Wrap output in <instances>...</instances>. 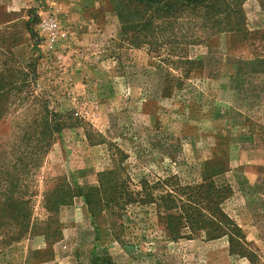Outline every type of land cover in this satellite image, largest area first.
Wrapping results in <instances>:
<instances>
[{
	"label": "rangeland",
	"instance_id": "374dc122",
	"mask_svg": "<svg viewBox=\"0 0 264 264\" xmlns=\"http://www.w3.org/2000/svg\"><path fill=\"white\" fill-rule=\"evenodd\" d=\"M71 1L0 0V264H264V0Z\"/></svg>",
	"mask_w": 264,
	"mask_h": 264
},
{
	"label": "trees",
	"instance_id": "16d2710c",
	"mask_svg": "<svg viewBox=\"0 0 264 264\" xmlns=\"http://www.w3.org/2000/svg\"><path fill=\"white\" fill-rule=\"evenodd\" d=\"M111 2V0H109ZM170 1H174L172 3H170ZM177 0H165L160 2V0H148V6L155 11H158L161 13V17H163V20H167L171 15V12H174V4L176 3ZM187 3H192V4H196L197 1L195 0H186ZM160 2V3H158ZM138 3H144V0H138ZM182 5H185V2L182 3ZM209 5V4H207ZM186 6V5H185ZM136 15H138V13H136ZM135 15V16H136ZM174 15V14H173ZM145 18H149L148 16H145ZM152 19V17L150 18ZM2 92H4V90L1 87V83H0V97L2 96ZM42 123H43V130L41 131V133H43L44 138L42 139L45 143L43 145H41V141H39V137L36 135V140H38V145H35V147L40 146V148H38V150H43L46 149L45 151H47V149L51 146V141L52 138L54 137L55 133L61 131V129L63 127H68V126H72L70 123H68L67 121H64L63 119H60L58 117L57 113H54L53 111H51L50 109H46V113L43 115V117L41 118ZM35 131V130H34ZM37 154V151L33 152V156H35ZM34 161H36L37 159H33ZM110 175V171H105L102 172L99 176V180L98 186H90L88 187L85 191H82L88 209L90 211V213L92 214L93 217H97L98 215H103V211L104 209H101L99 207H97L96 201L97 202H103L105 204L106 207L109 206V203L111 202V200L109 199V195H110V185L109 183H107V177H109ZM11 185H13V182H8ZM76 191L73 190V194ZM62 197H64V192L61 193ZM69 196H71V192L67 191V199L69 198ZM105 207V208H106ZM192 213H189L188 211V215L191 216ZM227 219V217H226ZM220 220V219H219ZM188 222V221H187ZM213 223L215 221H212ZM223 222V223H222ZM192 226V225H191ZM227 226H228V222H227ZM179 227V226H178ZM203 227H205V225H203ZM226 227V223L222 220L217 221V226L216 229L219 230V233L221 234H227L228 235V231L227 229H225ZM230 241V245H231V249L230 251L232 252V238L229 239Z\"/></svg>",
	"mask_w": 264,
	"mask_h": 264
},
{
	"label": "crops",
	"instance_id": "0c3cea01",
	"mask_svg": "<svg viewBox=\"0 0 264 264\" xmlns=\"http://www.w3.org/2000/svg\"><path fill=\"white\" fill-rule=\"evenodd\" d=\"M106 0H74L71 2H67L64 6L66 8H69L71 10H73L76 7L81 8V6L83 8H87V7H97L99 6L101 3L105 2ZM58 3L60 4V1H58Z\"/></svg>",
	"mask_w": 264,
	"mask_h": 264
}]
</instances>
